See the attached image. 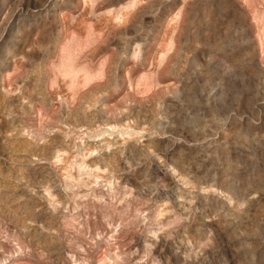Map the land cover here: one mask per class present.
<instances>
[{"label": "rangeland", "instance_id": "1", "mask_svg": "<svg viewBox=\"0 0 264 264\" xmlns=\"http://www.w3.org/2000/svg\"><path fill=\"white\" fill-rule=\"evenodd\" d=\"M0 264H264V0H0Z\"/></svg>", "mask_w": 264, "mask_h": 264}]
</instances>
